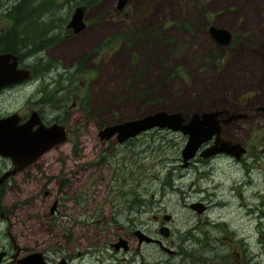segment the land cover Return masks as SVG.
Segmentation results:
<instances>
[{
  "label": "rangeland",
  "instance_id": "374dc122",
  "mask_svg": "<svg viewBox=\"0 0 264 264\" xmlns=\"http://www.w3.org/2000/svg\"><path fill=\"white\" fill-rule=\"evenodd\" d=\"M3 2L7 0L0 13ZM29 2L32 17L48 20L42 34L50 37L32 51L36 74L24 89L0 93V113H23L30 107L27 99L41 95L52 106V115L54 106L57 115L60 106L66 108L61 121L71 136L45 152L41 170L26 169L35 176L21 171L4 183L0 249L13 252L12 241L28 248L36 239L57 236V227L40 226L34 217L45 200L48 204L54 195L61 198L57 179L67 172L79 176L74 185L83 194L84 223L86 215L96 213L108 220L105 226H83L84 240L89 241L83 242L85 253H99L100 258L113 253L107 242L121 234L127 221L154 232L159 223L152 214L160 222V215L168 213L170 240L188 238L201 250L197 242L212 235L226 248L228 260L264 264V115L256 110L264 105V0H128L120 10L116 0ZM76 4L85 6V26L73 32L66 22ZM33 21L27 23L32 26ZM19 23L13 22L19 38L31 34L24 38L26 46L43 38L32 29H20ZM10 25L0 15V34ZM210 25L229 32L226 43L211 37ZM133 32L143 36L134 39ZM134 75L142 94L130 93L128 81ZM214 109L242 114L222 124L220 131L222 138L245 146L238 158L226 152L195 154L190 164L181 165L185 136L168 128H150L122 142L96 135L105 124L156 110L180 111L187 117ZM44 188L52 194L44 196ZM204 200L212 205L199 212L187 206L207 204ZM126 201L127 209L119 208ZM205 218L210 221L205 223ZM84 257L85 264H99Z\"/></svg>",
  "mask_w": 264,
  "mask_h": 264
},
{
  "label": "flooded vegetation",
  "instance_id": "af4514ba",
  "mask_svg": "<svg viewBox=\"0 0 264 264\" xmlns=\"http://www.w3.org/2000/svg\"><path fill=\"white\" fill-rule=\"evenodd\" d=\"M2 1L3 0H0V7ZM21 1L29 2L32 0H7L6 3L3 2V7L1 8L3 12L0 13V15L5 19L8 18L11 20V25H10L11 28H9L8 30L12 29L13 32H14L13 30L14 18H16L17 16L20 17V13L12 12V10H18L17 5H19ZM127 3L128 0L123 4L121 8L117 10L122 9ZM82 6L83 8H85L84 5ZM31 14L23 13L22 16L28 17ZM82 18H84V13ZM33 19L34 17H32L31 15L30 20L33 21ZM8 30H4L0 34V53L1 52L11 53L15 57V62H16L15 67L19 69L26 68L31 72V74L28 77H25L21 80L0 86V93L3 90H9L13 88L20 87V89H24V86L27 84L29 79L34 77V75L36 74L33 68V63L36 60L34 52L24 54L23 56L17 54L18 52L17 49H19V43H20L18 41V34L17 32H15V34L12 33L11 39H8L6 37L8 35ZM41 39L42 38L37 40L35 43H32V45L30 46L22 45L23 46L22 50L26 51L28 49L30 51H36L38 47L37 48L35 47L36 45L38 46L40 45ZM7 43L10 45H7ZM46 48L47 47L40 48L39 51L41 50L44 51ZM12 61L13 59L9 58L7 62L10 63ZM33 89L35 90L36 88ZM26 102L30 104V107L25 112L22 113L19 110H12L6 113H0V117L16 112L19 115L18 122H23L31 116V118L35 122V124H33L31 127L32 129L36 128L37 123L44 126H48L51 123H57L63 125L61 121V116L64 113H66V108L64 106L63 107L60 106V108L62 109L59 115H57L56 113L57 106H54L53 109L55 110V113L52 115L51 114L52 106L47 100H44L43 96L32 95L30 98L27 99ZM256 110H259L261 112L260 115H264V113L260 109H256ZM223 116L225 115L219 114L217 117L222 118ZM220 124L222 125L224 123H220ZM64 127L66 128V135H67L66 139H67L71 135L68 133L69 132L68 125L66 124ZM98 139L108 140V139H100L99 137ZM211 143H212V138L202 143L200 148H203L206 145H210ZM238 143L244 148V151L246 152L245 146H243L240 142ZM52 146H50L48 149H50ZM47 150L40 153L36 158H34L25 166H23L21 169L16 170L13 174L8 175L6 178L2 179V181L0 182V194L3 191L4 183L7 181L9 177L14 176L15 173L18 174L21 171H23L24 176H35L36 173L31 174L25 171L27 168H34L35 170H41V159ZM194 158L196 157L194 156L193 158L189 159L185 165L190 164L191 160ZM6 162L7 164L5 165ZM0 163L3 164V166L0 167V176H1V173L5 169L11 167V164L9 159L3 156H0ZM78 180H79V176H72V175L68 176L66 172L64 176H60L57 179L58 184L56 190L59 191L61 198H58L57 196L54 195L48 204L47 201L45 200L47 206H45V203L40 198L41 202L44 203V207L41 211H37L36 217L34 218L36 219L37 223L40 226H42L41 222H44L45 225L48 223V226L52 227V229L54 227H57V233H58L57 236H55L54 234H49V236H46L41 240L36 239L35 242L33 243L34 245L28 248L20 247L16 245L15 242L12 241L14 248L13 252H6L2 248L0 249V251H3V254L0 257V264H19L17 260L20 257H24L31 253H33L32 254L33 264H85V257H84L85 255H88L89 257H94L99 262V264H117L116 260L118 259L121 261V263L118 264H241L244 261L243 259L239 260L237 257L228 260L226 258L228 254L226 248L218 245L216 239L212 235H204L203 236L204 240L197 242L201 245L200 246L202 248L201 250L200 249L197 250V248L195 247V242L191 241L188 238L173 237V239L170 240L171 232L166 225V221H168V219L170 218V214L168 213H162L160 215V219L162 218L160 222L157 218L158 215L156 213L152 214V219H154L156 223H159L156 226L154 232H149L147 230L141 229L137 227L135 224L130 223V221H127L128 225L124 226L121 234L112 237L107 242L108 247L112 250L113 253H103L101 255L102 258H100L99 253H94V252L85 253L83 249V242L85 241L83 237L84 235L83 226L85 224L93 225L98 223H102V225L105 226L108 220L106 219L105 216H103L102 219H100V214L96 213L90 217L86 215L87 217L86 220L88 221L84 223L82 218L83 206L81 204L83 194L79 191L78 187L75 188L74 185V182ZM111 187H112L111 184L108 182L106 189H110ZM123 192H126V190ZM42 194L44 196H47L49 194H52V191H49L47 188H44L42 190ZM62 197L64 199H62ZM61 200L64 201L62 205L59 204ZM204 201L207 204L200 202V204L202 205L201 209L197 210L194 207H192V209L194 208L197 212H199L202 209H204L206 206L208 207L212 205V204L209 205V201L208 202L206 200ZM127 205L128 204L126 201L124 206L122 205L119 208L123 207V209H127ZM187 206L189 208L191 207L190 204H187ZM163 214H168L169 215L168 218H164ZM5 217L6 215L4 214L3 209L0 205V218H5ZM209 221L210 220H208V218L204 219L205 223H208ZM48 226H44V227L47 228ZM160 226H165L166 227L165 230H162V228L160 230L159 229ZM135 229H139L144 233L151 235L157 240L144 241L142 239L139 241L137 236L133 233ZM51 238L52 240L48 241V239ZM119 238L124 239L125 247H123L121 244L117 245V247L111 245V243L116 242ZM131 240H133L134 243L131 242ZM242 241H244L243 236H240L241 244ZM85 242H89V241H85ZM93 244L94 243L92 242L90 246L92 248H95L96 246H93ZM119 251L120 253L117 254ZM37 253L41 258V262L39 261L35 263L34 258ZM90 262L91 264H93L92 261Z\"/></svg>",
  "mask_w": 264,
  "mask_h": 264
},
{
  "label": "water",
  "instance_id": "95a60500",
  "mask_svg": "<svg viewBox=\"0 0 264 264\" xmlns=\"http://www.w3.org/2000/svg\"><path fill=\"white\" fill-rule=\"evenodd\" d=\"M126 1L116 0V9L121 8ZM83 13V6L80 4L75 5L66 22V27H69L73 32L83 29L85 26L82 18ZM207 31L218 43H226L230 35L226 29L214 27L213 25L208 26ZM261 47L264 52V40ZM9 58L13 59L10 63L7 62ZM15 65V57L11 53H0V86L21 80L31 74L28 69H19ZM262 83L264 85V77ZM257 109L264 113V105L258 106ZM219 114H224L225 116L218 118ZM241 116L242 114L239 112H228L224 109L195 111L191 112L187 117L183 116L180 111L156 110L138 117L105 124L97 129L96 134L100 139L113 137L117 142H122L154 127L179 131L185 136L179 150L181 165H185L195 154L208 156L215 152H226L238 158L244 148L238 142L222 138L219 133L221 130L220 123H225ZM18 120L19 115L16 112L0 117V156L7 157L11 164L10 168L5 169L1 173L0 182L8 175L28 164L53 144L63 142L67 136L66 128L61 124L51 123L48 126H44L37 123L36 128L32 129L31 127L35 122L31 116L23 122H18ZM210 138H212V143L200 148L201 144ZM190 206L197 210L202 208L200 202L190 203ZM168 216V214H163L164 218H168ZM161 228L165 230L166 227L160 226L159 229L161 230ZM133 233L139 241L142 239L144 241L157 240L139 229H135ZM120 244L125 247L123 238L111 243L115 247ZM2 254L3 251H0V257ZM32 254L20 257L17 260L18 263L33 264ZM34 261L35 263L41 262L38 253Z\"/></svg>",
  "mask_w": 264,
  "mask_h": 264
},
{
  "label": "trees",
  "instance_id": "16d2710c",
  "mask_svg": "<svg viewBox=\"0 0 264 264\" xmlns=\"http://www.w3.org/2000/svg\"><path fill=\"white\" fill-rule=\"evenodd\" d=\"M91 1L92 0H88V3L91 2ZM76 5H78V4H76ZM17 8H18V10H12V12H19L20 13V17L17 16L16 18H14V22L15 23H17V21L20 22L19 23V26H18L20 29H24L25 32L28 29H34L33 31H35L38 35H40V37H43L41 39V41H40L41 43H42V40L45 37H50V35L43 36V34H42L43 31H44V28L46 27V25L48 23V20H45V19H35L34 18V21H33L34 25L30 26V24H28L27 21H30V17L31 16L30 17L29 16L28 17H23L22 16L23 13H26V14H31L32 13V9L33 8H32V6H30V3L28 1H21L20 4L17 5ZM36 8L38 9L39 6H37ZM13 30H14V32L12 31V29L11 30H8V35L6 36L8 39H11L12 33H14V34H15V32L18 33V30L19 29L18 28H13ZM143 32H145V31H143ZM132 36L135 37L134 39H140L138 37H142L143 35L140 34V33H138V32L137 33L136 32H133L132 33ZM26 37H29L30 38L31 37V34L29 33L28 36H26ZM26 37H23V38H19L18 37V41L20 43H19V49H17V51H18L17 54H19L20 56H23L24 54H28V53L32 52V51H30L28 49L26 51L22 50V47H23L22 45L28 44V42L24 41V38H26ZM53 37L56 38V35L53 36ZM133 41H135V40H133ZM7 45H10V44L7 43ZM80 63H81V58H78L77 61H76L75 69H77V67L79 66ZM148 64H149V62H146L142 68L146 67ZM141 71H142V69L139 72L141 73ZM137 75H138V77H140L139 74H137ZM135 77H136L135 75L132 76L131 79L128 81V87H131L130 93L139 95V94H142L143 93L144 88L143 87L141 88L140 86H137V84H136L137 82H136ZM43 98H44V100H48L45 97H43ZM100 156H102V155H100Z\"/></svg>",
  "mask_w": 264,
  "mask_h": 264
}]
</instances>
